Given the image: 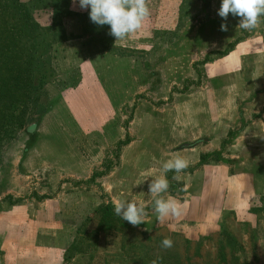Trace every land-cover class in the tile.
Returning a JSON list of instances; mask_svg holds the SVG:
<instances>
[{
    "label": "rangeland",
    "instance_id": "374dc122",
    "mask_svg": "<svg viewBox=\"0 0 264 264\" xmlns=\"http://www.w3.org/2000/svg\"><path fill=\"white\" fill-rule=\"evenodd\" d=\"M221 3L151 0L139 31L89 45L79 0L62 27L0 0V264H264V16L245 30ZM176 155L165 195L187 210L160 223L148 185Z\"/></svg>",
    "mask_w": 264,
    "mask_h": 264
},
{
    "label": "clouds",
    "instance_id": "9594fccd",
    "mask_svg": "<svg viewBox=\"0 0 264 264\" xmlns=\"http://www.w3.org/2000/svg\"><path fill=\"white\" fill-rule=\"evenodd\" d=\"M151 0H79L81 9L90 7V20L99 26L110 25L109 35L122 41L139 31L145 21L150 17ZM75 3V0H74ZM229 14L239 17L238 27L245 30L256 28L260 17L264 16V0H222L218 15L227 21ZM221 31H227V23L221 24ZM189 167V160L176 155L167 159L161 165V174L152 179L148 185L149 197L153 199L152 210L157 214V220L163 223L169 217L179 218L187 210V203L177 200L173 196H166L169 190L167 173L173 171L176 175L173 179H179V175ZM115 214L133 226H139L145 222L148 215L146 206L141 201L122 200L114 203ZM173 241L165 238L162 247L171 248ZM152 264H158L153 260Z\"/></svg>",
    "mask_w": 264,
    "mask_h": 264
},
{
    "label": "trees",
    "instance_id": "16d2710c",
    "mask_svg": "<svg viewBox=\"0 0 264 264\" xmlns=\"http://www.w3.org/2000/svg\"><path fill=\"white\" fill-rule=\"evenodd\" d=\"M41 2H44V6H46L48 8V11L51 15L50 20L51 22H53V26H58V27H62V20L66 17H68L71 13V0H41ZM18 4V2H17ZM19 7H23V5L19 4ZM90 8L88 10V12H86V14L84 15L83 18L88 19V23H85L82 26V31L84 35H89V45L92 43V40H94L95 37L100 36L102 38V36H107L105 35V31L107 29H103L102 27L104 26H99L97 24H94L91 20H90ZM24 19L27 22V27L30 29H32V32H35V30L37 32H41V25L38 23L37 19L35 18V10L30 7V6H24ZM44 35L47 31H51V29L49 28H44ZM58 38H63V31H61L60 33L55 31L54 34V41L55 42ZM32 69V68H31ZM225 239L229 240L230 244H234L235 246H238V251L235 253L234 251H232L233 253V257L235 259H237L238 261H241L242 256L240 257V253L243 255V257H245V253L247 252L246 247L241 244L238 243V241L235 239L234 236H232L231 234H227L225 236ZM224 246L220 247V256H222L223 260H226V258L224 257Z\"/></svg>",
    "mask_w": 264,
    "mask_h": 264
},
{
    "label": "crops",
    "instance_id": "0c3cea01",
    "mask_svg": "<svg viewBox=\"0 0 264 264\" xmlns=\"http://www.w3.org/2000/svg\"><path fill=\"white\" fill-rule=\"evenodd\" d=\"M10 221V220H9ZM11 224V223H10ZM20 224H22L19 220H13V222H12V224L11 225H14V226H18V225H20ZM5 229H7L8 228V223L6 224V226L4 227ZM4 234V233H3ZM8 245H10V244H8ZM7 264H11V263H7Z\"/></svg>",
    "mask_w": 264,
    "mask_h": 264
}]
</instances>
